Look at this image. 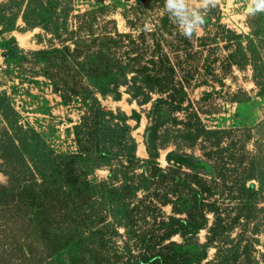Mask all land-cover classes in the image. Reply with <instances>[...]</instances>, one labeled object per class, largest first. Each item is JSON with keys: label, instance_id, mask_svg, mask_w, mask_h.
Wrapping results in <instances>:
<instances>
[{"label": "trees", "instance_id": "1", "mask_svg": "<svg viewBox=\"0 0 264 264\" xmlns=\"http://www.w3.org/2000/svg\"><path fill=\"white\" fill-rule=\"evenodd\" d=\"M15 2L1 1L0 20L21 15L26 27L41 26L52 34L59 44L33 52L47 60L45 75L51 78L54 90L65 103L71 99L81 101L83 114L75 125L78 153L59 155L42 150L35 153L39 163L29 155L14 164L9 151H1L15 174L9 184L0 183V224L35 229L41 241L38 243H44L43 250L50 251V257L77 244L79 250L72 264H107L112 258L121 264H243L233 259L237 248L227 232L243 224V217L249 219L244 213L251 206L247 196L250 193L253 197L255 184L229 182L222 172L225 162L217 156L221 153L217 137L221 131L203 124L193 102L184 103L186 84L198 68L185 66L190 59H181L192 54L200 42L201 49L195 53L205 55L204 71L219 78L221 84L236 65H253L258 75L256 56L260 57V51L253 39L263 37L258 20H264V12L249 16L252 35H245L223 22L220 5L210 11L197 8L206 14L204 34L196 32L186 38L180 34L176 18H170L165 0H137L127 8L124 16L128 30L119 28L113 16L115 7L110 5L82 11L75 0H26L16 9ZM152 9L155 12L149 15ZM186 11L192 19L188 5ZM220 47L227 50L224 56L204 51ZM211 56L216 58L212 60ZM123 87L140 105L153 101L145 133L148 157L138 155V142L129 123L133 116L141 119L137 110V115L130 116L122 110H107L101 102L100 95L121 97ZM155 93L159 96L154 99ZM179 110L189 111V115L185 119L174 115L177 138L183 134L189 146L199 140L211 143V153L205 154L217 174L212 180L198 170L200 158L179 148L177 141L176 148L167 154L168 165L162 166L159 161L161 149L169 144L164 133V112L175 114ZM212 133H216V140L210 137ZM78 159L98 161L95 168L108 166V179L91 182L89 169ZM221 185L236 195V215L215 197ZM105 202L107 208L96 207L95 203ZM167 205L171 213L164 210ZM109 216L113 221H108ZM118 226H123L125 232ZM205 228L207 240L201 242L197 236ZM176 235L183 241L173 239ZM189 243H195L200 253L183 248ZM212 246L217 252L209 259Z\"/></svg>", "mask_w": 264, "mask_h": 264}, {"label": "rangeland", "instance_id": "2", "mask_svg": "<svg viewBox=\"0 0 264 264\" xmlns=\"http://www.w3.org/2000/svg\"><path fill=\"white\" fill-rule=\"evenodd\" d=\"M1 1L3 0H0V3ZM25 1L16 0L15 8L20 9ZM136 1L75 0V4L82 11L99 9L103 5L115 7L112 12L118 21L119 28L128 30L124 13L127 8L135 5ZM148 1L145 0V2ZM186 4L190 11L201 8L197 0H186ZM217 4L223 10V22L228 27L239 33L252 35V28L248 23L250 15L245 11L249 0H218ZM159 10L163 11V9ZM154 12L152 9L149 15ZM258 23L263 35L256 40L253 39L260 51V57L256 56L260 64L258 75L253 65L241 68L236 65L225 76L224 84H221L219 78L206 74L204 71L202 63L205 55L195 53L196 50L201 49L200 42L196 43L192 54L184 55L181 59L183 62L190 59L185 66L198 68L197 71L191 72L193 78H190V83L186 84L188 95L184 103L187 105L190 101L193 102L200 113L203 124L209 129L221 131L217 135L221 141L219 148L221 153L217 156L225 162L222 165V172L229 182L245 181L248 186L255 184L253 197L250 193L247 196L251 198V206L248 204L246 207H250L245 209L244 213L249 215V219L243 217L241 219L243 224H237L227 232L233 240L232 244L237 248V254L233 255V259L243 264L249 263L248 261L264 264V20L259 19ZM148 26L151 27L152 24ZM197 32L198 35L204 34L202 28ZM50 38L52 34L41 26L26 27L21 15L18 19L13 17L4 19V21L0 20V183L9 184L15 174V171L7 167L1 151H9L14 164L21 162L22 159L26 160L29 155L38 159L39 163V158L35 153L42 150H53L59 155L80 151L75 125L80 122L83 114L82 103L75 99H71L68 103L64 102L60 93L54 90L51 78L45 75L47 60L33 52L47 48L52 43L59 44L58 41L53 38L51 41ZM207 43L212 42L207 41ZM222 44L223 42L219 45ZM204 51L206 54L212 53L216 56H224L227 53L223 47L213 51ZM216 56H211L212 60ZM216 67L220 68L219 62ZM178 74L182 76L184 72L180 70ZM205 81L208 83H204ZM122 91V96L119 98L100 95L101 102L107 110H122L130 116L137 115L135 114L137 110L141 119L138 120L133 116L129 123L133 126V135L138 142V155L143 158L148 157L145 133L149 123L147 112L152 108L153 101L140 105L126 90V87H123ZM208 92L211 94L207 95ZM158 96L159 94L155 93L154 99ZM187 114L189 115V111L184 110L176 111L175 114L164 112V130H166L164 133L167 132L166 141H169V144L161 149L159 161L162 166L168 165L167 154L176 148L174 143L177 141L180 144L179 148L200 158L197 164L198 170L203 176L212 180L217 174L212 162L208 161L209 156L205 154L210 152L211 143L199 140L193 146H189L183 134H181L182 137L177 138L174 131V115L185 119ZM179 126L184 125L179 124ZM177 135H180L179 132ZM215 136L216 133L210 135L213 140H216ZM141 144L145 147L144 152H139ZM214 155L216 156V153ZM78 160L80 165L89 169L91 182L98 183L108 179L110 173L108 166L95 168L98 161L94 159ZM185 169L189 170L186 167ZM235 196L228 187L221 185L215 197L220 200L222 207L231 208L232 215H236L237 211L233 208L237 206ZM95 204L96 207L108 205L106 202L101 205ZM164 210L167 213L172 212L170 205L165 206ZM111 212L110 210V215H112ZM210 217L212 223V214ZM107 218L108 221H113L112 216ZM118 229L122 233L125 232L123 226H118ZM207 234L208 230L205 228L197 237L201 242H205ZM118 239L120 245L123 244L121 238ZM173 239L178 242L183 241L179 235ZM38 242L41 241L37 240L35 229L24 228L23 225L17 228L4 227V224H0V264H72L71 259L79 250L77 244H72L50 257V251L43 250L44 243ZM29 248L32 252H29ZM183 248L192 254H199L201 251L195 243L186 244ZM216 252V247H210L209 259H212ZM115 261L116 258L107 259V264H121L120 261L116 263Z\"/></svg>", "mask_w": 264, "mask_h": 264}, {"label": "clouds", "instance_id": "3", "mask_svg": "<svg viewBox=\"0 0 264 264\" xmlns=\"http://www.w3.org/2000/svg\"><path fill=\"white\" fill-rule=\"evenodd\" d=\"M197 2L201 7L210 11L217 6L218 0H197ZM164 7L168 10L170 18H176L179 32L186 38H191L205 24L206 14H201L196 9H193L192 19H189L186 0H165ZM245 11L253 16L264 12V0H249Z\"/></svg>", "mask_w": 264, "mask_h": 264}, {"label": "bare ground", "instance_id": "4", "mask_svg": "<svg viewBox=\"0 0 264 264\" xmlns=\"http://www.w3.org/2000/svg\"><path fill=\"white\" fill-rule=\"evenodd\" d=\"M139 140H141L140 138H139ZM144 145L143 144H141V146H140V148H139V152H141V151H143L144 150ZM144 152V151H143Z\"/></svg>", "mask_w": 264, "mask_h": 264}]
</instances>
